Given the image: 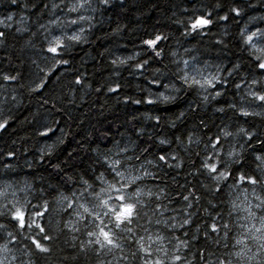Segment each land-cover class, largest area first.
Returning a JSON list of instances; mask_svg holds the SVG:
<instances>
[{"label": "trees", "instance_id": "trees-1", "mask_svg": "<svg viewBox=\"0 0 264 264\" xmlns=\"http://www.w3.org/2000/svg\"><path fill=\"white\" fill-rule=\"evenodd\" d=\"M70 1L20 0L13 6L10 0H0V18L13 16L9 28L0 25L6 33L0 38V124H4L0 128V192H8L7 199L0 196V205L11 203L13 191L34 204L42 202L41 197L47 199L53 236L48 242L51 251L37 252L7 217H0V225H6L0 230V249L5 244L11 249L7 253L11 264L111 260V256L98 258L92 250H81L80 241L86 237L65 227L69 220L75 223L76 217L61 211L67 201H57L61 193L71 200L72 190L80 188L83 180L92 183L104 172L98 161L123 162L131 157L133 175L142 177L138 186L145 192L163 190L175 201L171 207L183 208L182 195L190 191L201 197L188 210L193 212V223L186 226L189 259L201 249L232 250L218 248L215 235L205 239L209 218L204 209L215 214L211 202L232 225L237 213L231 218L228 213L236 191L227 185L233 181L230 178L216 193L214 183L206 174L198 175L197 169L209 137L220 135L222 158L227 160L226 154L233 150L240 155V163L232 166L234 176L239 171L264 175V104L249 95L250 90L264 94V74L255 68V57L264 53L241 39L242 31L264 29V0H109L107 5L91 0L93 11L88 5L85 25L73 28L64 23L68 15L74 16ZM233 9H239V15ZM200 15L209 17L212 24L191 33L186 24ZM72 36H79V41L69 39ZM156 36L162 39L154 50L144 41ZM57 38L67 45L62 56L67 64L57 63L47 52ZM184 61L227 79L228 84L207 91L189 88L178 79ZM5 75L17 78L5 80ZM254 78L259 83L252 84ZM216 90L222 94L215 96ZM242 109L250 114L242 115ZM225 130L232 135L224 138ZM161 155L167 157L166 163L159 160ZM112 179L105 172V182ZM26 185L27 191H21ZM101 186L95 181L97 192ZM241 187L249 188V199L255 203L251 187ZM257 192L264 195L259 187ZM144 199L148 201L147 196ZM184 230L176 234L183 238ZM235 235L233 226L229 246ZM13 255L18 259L12 261Z\"/></svg>", "mask_w": 264, "mask_h": 264}, {"label": "snow or ice", "instance_id": "snow-or-ice-1", "mask_svg": "<svg viewBox=\"0 0 264 264\" xmlns=\"http://www.w3.org/2000/svg\"><path fill=\"white\" fill-rule=\"evenodd\" d=\"M101 2L105 5L109 4V0H101ZM19 3L20 0H10V4L13 6ZM27 6V4L24 5L25 8ZM83 6V4L79 5V7ZM69 11H77V6H73ZM233 11L239 15V9H233ZM209 17L204 15L194 17L190 19L186 27L191 33H198L212 24ZM80 19L83 20L84 17H80ZM5 20L11 22L13 16L7 15ZM71 23L76 24L77 21L72 20ZM0 25H3L4 28L10 27V24L5 23L4 20H0ZM19 30L17 29V31ZM5 36V31H0V38ZM69 39L79 41L80 37L72 36ZM161 39L160 36H156L154 39L145 40L144 43L155 50L157 42ZM241 39L251 49L264 53V29L257 28L248 34L242 31ZM66 50L67 45L63 44L59 38L54 42V46L47 48V52L53 54V59L57 63L64 64L68 63L67 60L62 59L63 52ZM156 55H159L158 51ZM138 67L142 68L143 64ZM255 68L264 74V55L255 57ZM178 72V79L189 88L199 86L207 91L209 87L217 89V85H219L222 89L228 84L227 79L212 73L205 75V69L197 67L195 64L190 65L188 61H184V68L178 69ZM231 75L232 73L229 72V76ZM3 78L15 80L17 77L5 75ZM76 83L79 84L80 80H77ZM257 83L259 81L254 78L252 84ZM40 87H44L43 82ZM235 87L239 89L240 84H236ZM111 90L115 91V89ZM221 94L220 90L215 91V96ZM249 95L264 104V94L250 90ZM164 99L167 100L169 97H164ZM136 103H140V101H136ZM241 114L247 116L250 113L242 109ZM158 120L159 117H157ZM3 127L4 124H0V128ZM47 131L51 132L52 129L48 128ZM42 135H47V132ZM222 135L226 138L232 133L225 130ZM188 141L189 144L194 142L191 136L188 137ZM165 142L161 141V143ZM195 142L199 143V141ZM221 150V136L217 135L215 139L209 137L208 143L205 145V155L201 157L197 174H206V178L214 183L216 193L222 192V185H226L230 178L233 181L231 185H227L236 191L235 198L230 201L231 211L228 213L230 218L233 213H237L232 225L224 219L223 212L215 211L217 206L211 202L210 206L215 214L207 208L204 209L209 218L208 221H205L207 224V230L204 232L205 239L215 235L214 243L217 247L224 249L231 247L230 251L217 252L201 249L198 253H193L192 259H189L190 240L186 226L193 223V212L188 210L193 209L194 203L198 204L201 197L190 191L188 195H182V200L185 202L183 208L171 207L175 201L170 199L163 190L159 193H153L151 190L145 192L138 186L137 181L142 177L133 175L136 169L132 164L131 157L123 162L120 159L113 160L111 163L98 161L105 171L95 176L92 183L83 180L80 188L72 190L71 200L63 193L60 194L57 203L67 201L66 207H63L61 211L76 217L75 223L69 220L65 227L70 232L80 233L86 237V240L80 241L82 251L92 250L98 258L111 256V260L108 261L100 259V264H195L197 260L199 264H253V262L264 264V195L257 192V187L264 190V175L258 176L239 171V174L234 176L232 166L240 163V155L234 150L229 151L226 154L228 159L225 160L221 156ZM196 155L200 154L196 153ZM172 159L175 160L176 157H172ZM159 160L166 163L167 157L161 155ZM171 166L169 165V167ZM105 172L112 176L111 182H105ZM144 175H150V173L145 172ZM95 181L101 182L102 186L99 192L96 191ZM242 185L251 187L250 195L255 203L249 199V188L241 187ZM27 189L26 185L21 191L26 192ZM0 196L7 199L8 192L2 191ZM145 196L148 197L147 202L144 199ZM153 196H155L154 200ZM12 198L10 204L0 205V217H7L17 232L30 242L31 248L41 253L50 252L48 242L53 240V236L50 234V202L41 197L42 202L34 204L27 198L17 197L15 191L12 192ZM165 200L167 203H164ZM197 211L199 210L197 209ZM233 226L237 230V235L232 237L234 242L229 246V233ZM5 228L6 225H0V230ZM181 229H185L183 238L176 234ZM221 233H223L222 237ZM8 236L12 240L16 239L12 232H8ZM72 239L75 241L78 237L74 235ZM192 239H198V237ZM253 246L255 251H253ZM0 252L5 253L0 258V264H11L7 255L11 249L7 244L0 249ZM25 254L31 255L30 252ZM17 259L18 257L15 255L11 257L12 261ZM20 264H25V262L21 261Z\"/></svg>", "mask_w": 264, "mask_h": 264}, {"label": "rangeland", "instance_id": "rangeland-1", "mask_svg": "<svg viewBox=\"0 0 264 264\" xmlns=\"http://www.w3.org/2000/svg\"><path fill=\"white\" fill-rule=\"evenodd\" d=\"M81 4H83L84 6H83V7H79V5H81ZM88 5L91 7V9H92V11H93L91 0H90V4H89V0H73V1L71 0V1H70L69 9H71L73 6H77V11L73 12V13H74V16H72V15H68L67 19L64 20V23H68L69 26H71L72 28H73L76 24H77V25L84 26V25H85V20H86V18H85V16H84V13H85V12L88 13L89 10H91V9L89 8ZM92 11H91V13H92ZM80 17H84V19L81 20ZM74 19H76V21H77L76 24H72V23H71V21L74 20ZM0 20H4L5 23H9V24L13 22V20H12L11 22L6 21L5 18H0ZM21 23H22L21 20H18V21H17V24H18V25H21ZM81 29H82V28H81ZM81 29H80V31H81ZM73 31H75V32H76L75 34H77L78 29L75 28V29H73ZM54 39H55V38H54ZM54 39H51V40L53 41ZM183 68H184V66H183ZM207 74H208V72H205V75H207ZM198 78H199V77H198ZM209 89H210V87L207 88V90H209ZM203 90H204V89H203ZM204 91H205V90H204ZM3 255H5V254H3L2 252H0V258H2Z\"/></svg>", "mask_w": 264, "mask_h": 264}]
</instances>
